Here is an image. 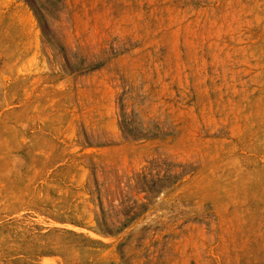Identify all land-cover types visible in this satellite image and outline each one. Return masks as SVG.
<instances>
[{"label":"rangeland","instance_id":"obj_1","mask_svg":"<svg viewBox=\"0 0 264 264\" xmlns=\"http://www.w3.org/2000/svg\"><path fill=\"white\" fill-rule=\"evenodd\" d=\"M0 264H264V0H0Z\"/></svg>","mask_w":264,"mask_h":264}]
</instances>
